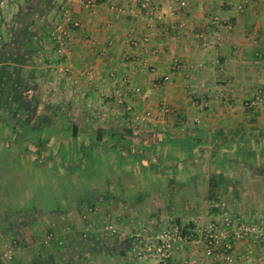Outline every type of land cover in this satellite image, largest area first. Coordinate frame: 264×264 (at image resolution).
Returning a JSON list of instances; mask_svg holds the SVG:
<instances>
[{"label": "crops", "instance_id": "1", "mask_svg": "<svg viewBox=\"0 0 264 264\" xmlns=\"http://www.w3.org/2000/svg\"><path fill=\"white\" fill-rule=\"evenodd\" d=\"M153 2L149 23L115 16L135 0H0V264H139L170 223L264 217V102L243 106L264 96V0ZM64 8L79 26L60 46ZM197 239L173 258L264 264V243L215 261Z\"/></svg>", "mask_w": 264, "mask_h": 264}, {"label": "built area", "instance_id": "2", "mask_svg": "<svg viewBox=\"0 0 264 264\" xmlns=\"http://www.w3.org/2000/svg\"><path fill=\"white\" fill-rule=\"evenodd\" d=\"M135 7L114 6L112 7L116 17L121 15L142 16L149 23L159 21L163 16L162 8L153 0H135ZM255 0H237L236 8L243 12ZM61 18L55 20L52 25L51 39L64 46L65 39L69 36L70 30L79 26V21L74 19L66 9H60ZM210 23L217 28H223L227 31L233 30V25L227 18H222L219 14L210 16ZM217 39L219 36L216 37ZM3 39L2 23L0 21V41ZM132 42V41H131ZM212 42V41H211ZM210 42H206L205 45ZM132 45L137 46L136 42ZM144 62V61H143ZM177 70L178 65H173ZM65 72L68 69L63 68ZM151 73L154 69L149 67ZM193 102L201 108L205 106V100L197 101L194 95L190 94ZM113 97L115 103L122 104L126 111H131L132 106L125 99L122 90H115ZM259 102H264V96L257 94L243 102V106H250ZM170 107L162 103L160 107L161 113H170ZM200 118H195V123H200ZM155 120L150 119L149 123ZM198 237V241L202 242L205 255L211 257L215 261L226 260L232 261L233 240H251L253 242L264 243V217L256 218L252 221H234L228 214H224L218 222L210 224L208 227H200L183 225L179 223H170L157 232L151 240L143 244L134 245L133 250L139 264H183L173 258V254L185 242H192L194 237ZM8 252L4 256L8 257Z\"/></svg>", "mask_w": 264, "mask_h": 264}, {"label": "rangeland", "instance_id": "3", "mask_svg": "<svg viewBox=\"0 0 264 264\" xmlns=\"http://www.w3.org/2000/svg\"><path fill=\"white\" fill-rule=\"evenodd\" d=\"M113 264H121V263L120 262H116V263L114 262Z\"/></svg>", "mask_w": 264, "mask_h": 264}]
</instances>
